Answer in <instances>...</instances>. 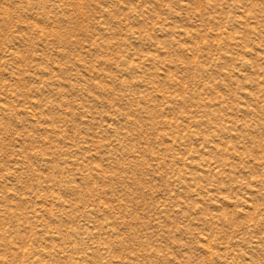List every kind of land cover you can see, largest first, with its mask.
<instances>
[{
  "label": "rangeland",
  "instance_id": "obj_1",
  "mask_svg": "<svg viewBox=\"0 0 264 264\" xmlns=\"http://www.w3.org/2000/svg\"><path fill=\"white\" fill-rule=\"evenodd\" d=\"M0 264H264V0H0Z\"/></svg>",
  "mask_w": 264,
  "mask_h": 264
}]
</instances>
